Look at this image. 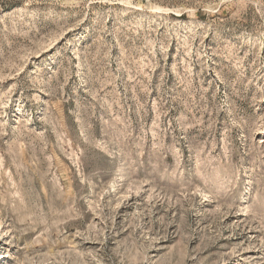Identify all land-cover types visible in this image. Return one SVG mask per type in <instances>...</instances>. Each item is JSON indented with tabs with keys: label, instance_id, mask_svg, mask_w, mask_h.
<instances>
[{
	"label": "rangeland",
	"instance_id": "1",
	"mask_svg": "<svg viewBox=\"0 0 264 264\" xmlns=\"http://www.w3.org/2000/svg\"><path fill=\"white\" fill-rule=\"evenodd\" d=\"M0 264H264V0H0Z\"/></svg>",
	"mask_w": 264,
	"mask_h": 264
}]
</instances>
